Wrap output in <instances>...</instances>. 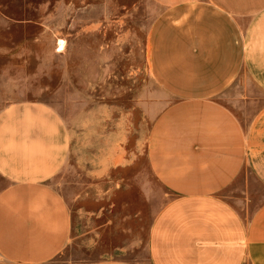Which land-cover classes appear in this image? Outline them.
Listing matches in <instances>:
<instances>
[{
    "label": "crops",
    "instance_id": "1",
    "mask_svg": "<svg viewBox=\"0 0 264 264\" xmlns=\"http://www.w3.org/2000/svg\"><path fill=\"white\" fill-rule=\"evenodd\" d=\"M152 1L161 11L149 30L148 68L166 100L149 105L145 156L172 197L151 222L149 261L264 264V0ZM241 74L248 82L239 102H257L246 120L222 101L236 96ZM124 135L107 136L93 174L127 160ZM70 148V130L50 103L0 108V258L8 264H51L68 244L71 214L49 179ZM226 191L241 194V209L256 203L251 214Z\"/></svg>",
    "mask_w": 264,
    "mask_h": 264
},
{
    "label": "rangeland",
    "instance_id": "2",
    "mask_svg": "<svg viewBox=\"0 0 264 264\" xmlns=\"http://www.w3.org/2000/svg\"><path fill=\"white\" fill-rule=\"evenodd\" d=\"M160 11L152 0H0V108L45 101L71 133L65 164L49 179L69 208L71 236L51 264H151L149 228L172 197L145 156L149 105L157 110L166 100L148 68L149 30ZM247 82L241 74L236 96L222 99L245 120L257 106L239 102ZM110 133L125 134L127 160L97 176L91 160ZM222 195L240 206L241 194ZM254 205L239 209L249 216Z\"/></svg>",
    "mask_w": 264,
    "mask_h": 264
}]
</instances>
